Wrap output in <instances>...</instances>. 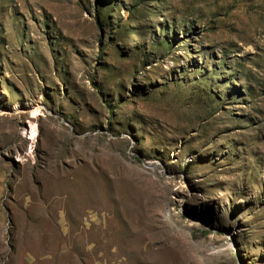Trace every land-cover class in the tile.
Segmentation results:
<instances>
[{"label":"rangeland","instance_id":"rangeland-1","mask_svg":"<svg viewBox=\"0 0 264 264\" xmlns=\"http://www.w3.org/2000/svg\"><path fill=\"white\" fill-rule=\"evenodd\" d=\"M0 264H264V0H0Z\"/></svg>","mask_w":264,"mask_h":264}]
</instances>
